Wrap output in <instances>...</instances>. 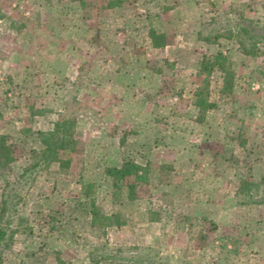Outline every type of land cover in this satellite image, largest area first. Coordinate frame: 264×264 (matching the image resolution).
<instances>
[{"label": "rangeland", "instance_id": "obj_1", "mask_svg": "<svg viewBox=\"0 0 264 264\" xmlns=\"http://www.w3.org/2000/svg\"><path fill=\"white\" fill-rule=\"evenodd\" d=\"M212 1L214 0L209 2L213 4H201L203 10L208 11L211 7L215 10L206 13L205 17L209 18L204 22L208 24L201 27V35L206 42L214 41L213 47L191 38L185 44L186 47L179 51L178 56L180 55V60L184 59V62H192L195 59L194 50L196 52L198 50V53L207 56L202 58L203 62L202 60L199 62V68L205 71L204 66L214 61L215 51H220L221 55L215 60L230 72L231 80L233 74L236 76L234 83L230 82V86L234 84L232 91L230 87L227 94L220 95L215 85L199 80L200 78L194 74L193 65L182 67L174 63L175 56L166 55L161 50L153 51L147 56L162 70L163 74L160 78L164 82L162 84L164 91L158 93V95L163 94L164 98H157V103H161L164 107L160 112L158 110L157 115L153 117L154 120L151 121L150 117L154 110L150 114L141 112L140 120L136 119L134 110L119 115L121 119H118L114 128L108 121L107 115L101 113V120L103 124L106 123L108 134H105V137L96 135L88 139L80 137L78 139L80 142L75 146L76 151L70 156L69 168L59 167L55 161L43 163L37 157L33 158V155L27 151L32 143L27 138L22 139L26 148L24 151L22 147L15 149L18 157L11 164L10 170L0 168V190L2 184L12 180L23 166L32 162L36 164L22 171L21 187L16 188L18 199L14 210L6 208L4 211V215H8L12 220L7 244L0 249V264H156L159 262L162 264H264V208L262 209L264 202L260 198L262 195L264 198V179L257 178L256 174L252 178L251 165L240 162L241 150L238 148L239 139L244 137L241 135L243 133L246 135L245 131L249 130V123L243 121L245 120L243 115H246L247 119L251 115L248 109L252 114H258L259 118L264 119L262 110L264 108V45L257 46L258 52L254 53L262 56V60L256 62L258 65L256 67L255 62L250 61L255 56L245 57L235 51L236 37L234 33L232 35L231 26L235 22L236 12L240 9L236 6L228 8L230 3L222 2L220 6V3ZM73 2L74 0H0V131L9 133L12 129L24 127L38 129L44 127L47 122L64 120L75 115L84 118L87 117L88 111L98 110L99 98L95 94L90 96L89 93L84 92V87L77 81L83 82L82 79H85L84 74L87 72L81 74L73 69V74L67 76V63H77L79 48L73 50L77 56H71L72 58L67 54L69 51L67 49L61 57L62 62L58 64L60 72L56 73V77L51 79V82L46 83L43 82V77L47 79V75L41 76L36 64L38 57L32 51L37 46V49L41 50L46 47L45 42L40 39L48 38L42 33L43 26L47 29L49 26L53 27L52 37L58 40L62 29L58 26V16L66 21L67 7ZM138 3L131 4L134 7L115 8L117 15L125 14V8L133 12L139 9L142 12L154 10V7L152 9L146 7L148 3ZM47 7L57 12L55 16L48 18ZM38 23L43 26H38ZM249 23L264 27V18ZM99 24L106 30L124 25L120 16L101 20ZM125 28L127 26L119 29ZM122 30L120 34H113L114 39L127 37L129 41L136 43L144 41L141 36L135 39L136 36L133 34H121ZM33 31L38 35L42 33V36L35 39L32 44L30 33ZM25 34L28 38L23 40ZM108 38L112 39V33L104 32L99 39L103 43ZM23 45H26L32 56H23V53L19 52ZM133 52H140V48L134 51L117 48L113 51L112 57L100 53L99 59L105 58L100 65L108 70L115 67L119 70L125 68L129 73L127 69L134 59ZM117 55L118 58H115ZM241 59L252 65L248 67L250 72L248 80L238 83L239 80L236 79L243 73L239 63ZM140 61L144 62V57H141ZM26 62L29 63L27 68L20 66ZM85 67L87 68L83 64L84 69ZM256 69L260 75L252 78ZM206 71L209 75L210 69ZM141 81L140 85L131 89L130 93L133 96L131 98L145 96L149 87L144 83L141 84ZM193 83L197 86L193 87ZM159 86L160 82L158 88ZM242 87H245L242 91L245 92L246 89L247 92L245 96L239 97L238 92ZM220 98L231 101L224 106L223 101L220 103ZM197 99L204 102L216 99L221 111L231 109L232 112L229 115L225 113L214 115V109H211L209 114H203L202 126H192L193 118L198 115V112L194 113L192 107ZM121 101L120 98L116 107ZM147 103L144 104L145 107ZM250 106H254V111ZM243 110L246 113L242 112ZM167 112L168 116H166ZM182 115L188 118V122L184 123H187L185 125L189 130L184 131L185 134L181 138L188 144L199 145L197 141H200V138L210 135L219 139L215 148L219 150L217 156L220 157L217 158L215 167L226 171L227 174L213 178L211 176L213 167L205 163L207 154H202L201 151L198 154L196 147L190 144L188 146L192 158L190 162H185L186 159L176 156L178 159L172 160L180 165L170 166L171 163L161 164L150 159L146 165L145 179L134 181L135 196L128 198L127 188L123 185L124 180H121L119 185L113 186L109 176L104 174V168L113 165L111 158L124 157L132 158L144 165V159L146 160V155H150L151 150L147 152V146L143 142L137 145V139H134L132 145L136 135L125 133L126 129L134 124V120L137 121V125L133 127L139 133H142L143 126L147 124H159L162 128L166 126L164 127L167 129L166 134H170L168 140L174 141L177 125L183 119ZM214 117H217L219 123L217 125L223 127V122L227 120L226 133L221 131L222 126H214L212 122ZM213 128L217 129V132L212 131ZM162 132L158 133L162 134ZM118 136L123 139L122 142L118 143ZM223 139H227V142L224 143ZM139 140L142 141V137ZM115 151L118 153L116 157ZM152 151L155 153V159L163 154L159 150ZM58 156L67 159V150H60ZM228 159L229 161H225ZM71 172L75 173L74 175L78 174L80 184L69 177ZM233 173L244 180L255 183L258 181L263 192L257 189L259 195L256 197L259 202L247 194L251 189L252 196L255 195L253 192L257 191H254L253 185H247V189L244 190L236 187L238 179L232 178ZM250 199L251 203L253 202L252 207L248 205L250 209L247 205L238 206V203L248 202ZM213 202L215 204H212ZM224 203L227 206H234L221 207ZM80 206H85V209ZM208 215L213 221L208 222L210 219H207Z\"/></svg>", "mask_w": 264, "mask_h": 264}, {"label": "crops", "instance_id": "obj_2", "mask_svg": "<svg viewBox=\"0 0 264 264\" xmlns=\"http://www.w3.org/2000/svg\"><path fill=\"white\" fill-rule=\"evenodd\" d=\"M209 1L210 0H152L151 2H149L147 0H92L90 2L88 0H74V2L71 3L69 7H67L68 10L67 20L66 21L61 20L59 16H58L59 19L57 18L58 19L57 21L59 23V25L58 24L57 25L60 28H62L58 40H55L52 37L53 27L49 26L47 29L41 23H38V26L44 27L42 28L44 30L42 31V33L46 34L48 38L46 39L40 38V36H42V33L38 35L36 34L35 31H33V33L30 34L32 37L31 40L32 44L33 41L38 37L43 42H45L46 47H44L43 50L39 48L37 49L38 46L36 47V49H32L35 56L37 55L38 57L36 64H37V69H39L41 76L47 75V79L43 77V82L45 83L49 82L51 79L56 77L55 76L56 73L60 72L59 71L60 68L58 64L59 62H62L61 57L65 54L67 49L69 50L67 53L69 57L71 56L74 57L77 55L75 54V52H73V50H75V48H79L80 53H78L79 57L76 58L78 59L77 63L74 62L67 63V76H71L73 74V69L79 71V73L81 74L87 72L86 74H84L85 79H82L84 80L83 82L79 80L77 81L79 82V85L84 87L85 89L84 92L89 93L90 96L91 95L94 96L95 94L99 98L100 104H98L99 105L97 107L98 110L88 111L87 113L88 115H86L87 117L83 118L78 115L77 116L75 115L74 117H68V118H74V126L72 131H73V136L77 138V140L80 137H82V139L83 138L88 139L91 136H96V135L105 137V134H108L107 125L106 123L103 124L104 122L101 120V113L103 114L105 113L107 115L108 121L112 124V126H114V128H116L117 126L118 119H121L119 118L121 117L119 115L131 113L134 110L136 112L135 117L138 120H140L139 115L141 114V112L150 114L152 113V110H154L153 114L150 116L151 121L154 120L153 117L157 115L158 110L160 112V110H162V108L164 107L163 105L161 106V103L159 104L157 103V98H161V99L164 98L163 94L158 95V93L164 91L162 89L163 87L162 84H164V82L161 79L163 74L162 70L157 67L158 66L157 64L155 65L154 60H150L149 57L147 56L148 53L151 54L153 51L157 52L158 50H161L162 52L166 53V55H172L173 57L175 56L174 58H176V62L174 63L175 64L177 63L182 67H187V65H193L194 74L200 78L199 80H201L202 82H208L209 84L215 85L216 91L220 95L222 93L225 94L228 93L229 89L227 90L222 89L223 79H225L226 77V74L224 72L225 68L218 67L216 65V62L211 61V63H209L211 65L210 74L208 75L206 70L204 71L202 70V68H199L200 65L199 62L202 60V58H207V56L198 53V50L197 52L194 50L195 59H193L192 62H184V59L180 60L181 56L180 55L178 56L179 51H181L184 47H186L185 44H187V41H189V39L191 38H193V40L196 39V41L198 40L203 41V44L208 45V47L209 46H211V48L213 47L212 44L214 43V41L206 42L203 39V36L201 35L202 33L201 27L208 24V22H204L205 19L209 18V17H205L206 13L209 14L210 12L215 11L214 9H211L212 7L208 11L207 9L203 10L201 8V4H208V3L213 4ZM137 2L148 3L146 7L148 9L149 8L152 9L154 7V10L152 11L147 10L142 12L139 11L140 10L139 9L133 12L131 9L125 8V14L121 13L122 15L121 14L117 15L115 8L118 7L124 8L128 6L134 7L131 4L133 3L137 4ZM212 2L220 3V6L222 5V2L230 3V6H228V8L236 6L237 8L240 9V11L236 12V16H234L235 22L232 23L231 26V28L233 29L232 35L235 31L234 28L235 23L241 22L244 24L245 23L250 24L249 23L250 21H253L254 23L257 22V19L264 18V0H214ZM46 11L48 18H51L54 14L57 13L55 10L51 11L49 7L46 8ZM117 16L118 17L120 16L122 18V23H124V25H121V27H115L112 30H106L103 26L99 24L101 20L104 21L114 17L117 18ZM201 20L203 22H200ZM124 26H127V28H125L124 30L119 29ZM120 30H122L121 34L124 35L133 34V36H136L135 39H137L138 36H141L143 37L144 41L142 42L139 41L138 43H136L135 41H129L127 37H123L122 39L117 38V40L114 39V35H115L114 33L120 34ZM104 32L112 33V39L108 38L106 39V41L101 43L99 38L101 34H103ZM22 38L24 40L25 38H28V36L25 34V36H23ZM235 42H236L235 51H238L240 55L245 57L255 56V58H252L253 60L250 59V61L255 62L254 66L257 67L258 65L256 62L262 60V56H259L257 54L253 55L242 52L236 39ZM260 45L263 46L264 44H261L260 42L257 43V46ZM25 46L26 45L21 46L19 52L23 53L22 54L23 56H32L31 55L32 53L29 52L27 50V47ZM193 47L197 48L196 46ZM193 47H191V50H193ZM115 48L116 49L119 48L123 50L131 49L132 51H134L136 48L137 49L140 48V52L132 53L134 59L128 65L127 71H130L129 73L126 72L125 68L119 70L117 67H115V68H110L108 70L105 69L104 66L100 65L102 64V61L105 60V58L102 57L101 59H99L100 53L101 54L105 53L108 54V57H112L113 51L116 50ZM257 52L258 50H256L255 53ZM141 57H144V62L141 61L139 62ZM57 58L58 61H56ZM115 58H118V55L115 56ZM239 63H241V67L243 68L242 69L243 73L238 75V78L236 80H239L238 83H242V80H248L247 77L250 75L248 67H250L252 64L249 65L248 64L249 62L247 63L245 59H241ZM27 64L29 63L26 62L21 64L20 66H22L23 68H27L28 67ZM83 64H85L87 68L85 67L84 69ZM253 73H254V77L252 76V78H255L257 75H260L257 69ZM234 76L235 74H233L231 82L234 81ZM140 81L141 84L144 83L147 87H149L147 88L146 94L148 95V92H150L149 93L150 96L149 95L147 96L145 94V96L143 95V97L138 96L131 98L133 97L132 94L130 93L132 91L131 89L135 88L136 85H140ZM159 82H160V86L158 88ZM193 84H194L193 87L197 86V84L195 83ZM233 85L231 86V91ZM150 86H152L155 89L150 88ZM156 87L158 90L156 89ZM238 87L239 86H237V88ZM244 88L245 87H242L240 92L237 91L240 94L239 97L246 95L247 91L245 89V92H243ZM195 92L197 93V91ZM248 92L251 91L248 90ZM233 96L234 98H236L235 95ZM175 97L176 98L178 97L177 93L175 94ZM120 98L123 101V103L121 101V103H119V105L116 107L117 105L116 103ZM225 100L226 99L220 100V103L223 101L224 106H226L228 101L229 102L231 101V99L228 101ZM209 101L212 102L213 105L209 106V108H206V110H204L205 114L206 113L209 114L211 109H214L213 111L214 115L216 114L219 115L221 113L222 115L223 113L228 115L231 114L232 112L230 111L231 109L230 110L227 109V111L222 109L223 111H221L219 107V102L216 99H209ZM146 102L148 103L145 107L144 104ZM192 107L194 113L198 112V115H195V117L192 120V124H193L192 126H197V127L200 125L202 126L203 118L199 117L202 114L201 107L196 106L195 103L193 104ZM251 107L252 110L254 111V106H250V108ZM186 110L188 109L186 108ZM262 110L264 113V108H262ZM248 111L250 112L249 114L251 115L249 116V119L246 118V115H243V117H245V120L243 121L249 123V127H248L249 130L247 131L244 130L246 132V135H244L245 133L241 135L244 137H241L239 139V144H238V148L241 150L240 162L243 164L251 165V171L253 173L252 178H254L256 174L257 178L264 179V119L259 118L258 114L257 115L255 113L252 114L251 113L252 111H250V109H248ZM242 112L245 111L243 110ZM79 113L81 112L79 111ZM168 114L169 113L167 112L166 116H168ZM182 117L183 119H181V123L177 125L176 128L177 133L174 141L168 140L167 137L170 134H166L167 129H164V127L166 128V126H163L162 128L161 125L159 124L157 125L152 123H150L149 125L147 124L145 125V127L143 126L142 133H139L137 129L133 127L137 122L135 120L133 122L134 124L133 125L131 124L126 129L125 133H134L136 135L132 140V145L134 144V139L135 140L137 139L136 140L137 145H139L140 142L146 144L148 149L147 152H149L150 150L151 151L159 150L163 153L162 155H160L158 159H155L154 151L152 152L150 151V155L148 154L149 156L146 155L145 157L147 160L152 159V160H156L157 163L161 162L162 164L168 162V164L171 163L170 166L173 165L179 166L180 164L174 162L176 159H178L177 157L179 158L183 157V159H186L185 162H190L192 160L191 155L188 152V146L191 144L193 147H196L198 154H200V151L202 154L204 153L207 154L208 157L205 163L206 165L213 167L214 171H213V175H211L213 178H219L225 176L227 174L226 171H223L221 169H216L215 167L218 162L217 158L220 157L217 156L219 150L215 148L217 146V142L219 139L216 137H211L210 135L206 138L205 137L200 138V141H197V144L199 145L193 143L188 144L187 141H184V139L181 138L185 134L184 131L189 130V128L186 127L187 123H184V122H188L187 120L188 118H185L183 115ZM213 120L212 122L214 123L215 127L222 126V125H217L219 124L217 117H214ZM53 122L54 121H52L51 123L47 122L46 124L47 126L45 125L44 127L38 129H42V130L49 129L52 127ZM227 123L228 122L225 119V121L223 122L224 127L223 126L221 127V131L224 133L227 132V126H228ZM213 130H216L217 132V129L213 128L212 131ZM161 131H163L162 134H159L158 132ZM164 135L166 137H163ZM120 136H118V138ZM141 137H142V141L139 140ZM223 140L224 143L227 142V139H223ZM117 141L119 143L122 142L123 139L119 138ZM79 142L80 141L78 140V143ZM116 155H118V153H116L115 151L114 156L116 157ZM173 158H175L174 161L172 160ZM122 159L123 158H118V159L111 158V160H113L114 162L113 165L116 166L120 164ZM225 161H229V159ZM231 176L234 180L238 179L239 181V179H241L239 176L237 177L235 174L234 175L231 174ZM260 188L262 187H259V190L261 191ZM257 192H253L255 195L252 196L251 198H256V202H259V199L257 200L258 197H256V195H259V191ZM261 193L263 192L261 191ZM260 198H262L261 200L264 202L263 195L260 196ZM193 203H195L194 200ZM212 204L215 203L213 202ZM252 204L253 202L251 203V199H250V201L248 202L238 203V206L244 207V205H247L248 208V205L251 206ZM222 206H224V208H228L234 205L227 206L224 203L223 205H221V207ZM255 206L256 203L254 204V207ZM263 208L264 207H262V209ZM248 209H250V207ZM215 213L216 212H214V214ZM221 215L222 214L220 213V216ZM208 218H210L208 222L213 221V219H211L209 215L207 216V219Z\"/></svg>", "mask_w": 264, "mask_h": 264}, {"label": "trees", "instance_id": "obj_3", "mask_svg": "<svg viewBox=\"0 0 264 264\" xmlns=\"http://www.w3.org/2000/svg\"><path fill=\"white\" fill-rule=\"evenodd\" d=\"M234 34L236 36V41L241 48L242 52L247 54H254L258 50L257 43L264 44V27L250 25L247 23H235L234 24ZM220 51H216L213 56V60L216 62L218 67H221L220 63H217L215 59L220 56ZM211 65L209 63L204 66V69L209 70ZM226 77L223 79L222 89H230L231 85V75L230 72L224 70ZM195 105L201 107L202 114L200 118L205 114L204 110L213 105L212 102H204L201 99L194 101ZM204 106V108H203ZM73 126L74 118H67L64 120H56L53 122L51 128L42 130V129H31L30 127H24L22 129H12L9 133L6 131H0V168L10 170L11 164L16 161L17 157L15 149L22 147V150L26 148L23 146L22 139L27 138L32 146L28 147V152L33 155V158L37 157L43 163L50 161H57L59 167L69 168L71 167V154L76 151L75 146L78 143V140L73 136ZM35 143H38L37 145ZM67 150V159H62L58 156L60 150ZM23 153V152H21ZM144 165L135 161L132 158L124 157L121 163L116 165L106 166L104 168V174L109 176L110 182L113 186L119 185L121 180H124L123 185L127 188V197L133 198L135 196L133 192L134 181H140L145 179L146 165H148L149 160L144 159ZM35 162L28 163L22 167V170L16 174L14 178L10 181H5L2 184L0 190V249L3 248L8 241L10 236L9 226L11 223V217L4 215L6 208L14 210L16 200L18 199L16 188L21 187V174L23 170H27L29 167L35 166ZM160 166V165H159ZM73 167H75L73 165ZM68 171V169H67ZM68 174V172H67ZM75 173H69L70 178H74L77 183L80 184V178L78 179ZM131 177V179H130ZM253 185L254 191H256L260 186L254 181H248L240 179L238 181V189L244 190L247 189V185ZM264 188V187H263ZM262 189V188H261ZM251 190V189H250ZM248 196L252 197V192ZM264 190V189H263ZM79 194V192H78ZM8 206V207H7ZM85 206H80V208ZM90 212L93 213L90 209ZM156 264H162L161 262Z\"/></svg>", "mask_w": 264, "mask_h": 264}]
</instances>
